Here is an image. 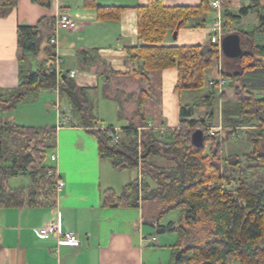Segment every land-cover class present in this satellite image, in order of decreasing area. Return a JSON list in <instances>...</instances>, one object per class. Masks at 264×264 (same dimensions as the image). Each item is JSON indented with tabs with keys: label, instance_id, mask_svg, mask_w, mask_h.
I'll use <instances>...</instances> for the list:
<instances>
[{
	"label": "trees",
	"instance_id": "trees-1",
	"mask_svg": "<svg viewBox=\"0 0 264 264\" xmlns=\"http://www.w3.org/2000/svg\"><path fill=\"white\" fill-rule=\"evenodd\" d=\"M212 1L201 0L199 6L168 7L164 0H149L146 6L138 8L140 43L127 47L125 62L131 68L128 74L149 87L141 94V116L144 117L143 103L151 90L148 77L151 71L177 69L179 91L200 89L205 85L207 72L218 59V46L211 41L199 45H168L166 41L177 30L206 27L203 18L211 11ZM18 2L0 0V15L7 16ZM223 8L225 35L230 34L234 23L251 9L243 7L238 13L234 12L230 0H224ZM258 12L259 25L256 31L247 34L251 37L250 50H244L238 59H230L231 65L237 64L240 70L229 76L244 80L241 88L235 87L239 107L223 112L224 142L238 138L235 136L244 131L243 138L254 147L252 153L221 157L223 149L218 135H210L206 121L193 119L192 107L184 105L178 129L162 132L147 125H131L118 132L120 141L113 143L117 132L112 126L97 128L95 104L89 91L69 77L61 78L58 85L53 61L56 51L50 38L45 37L41 24L18 26L20 84L14 89H0V112L15 109L43 89L58 87L60 96L71 104L75 117L97 137L101 158L111 159L117 170L141 172L122 194L106 191L104 202L110 207H147L150 217L145 219L156 225L159 232H176L178 243L171 264H234L238 260L239 264H264V83L257 88L249 82L252 78L264 81V42L255 40L257 35H264V14ZM118 13L112 9L99 10L101 18L117 17ZM45 40L48 41L45 56L38 59ZM79 57L83 66L97 64V73L106 78L127 74L109 69L97 51H81ZM247 75L252 78L246 83ZM214 97L211 93L206 100ZM72 122L71 118L67 124ZM198 129L205 134L201 148L192 142ZM207 142H211L209 152L205 151ZM55 144L54 126L0 124V208L53 204L58 177L55 167L47 164V154L53 151ZM243 156L252 162L254 175L259 174L261 178L257 183L246 181L248 187H242L236 196L230 197L226 184L238 180L227 168H239ZM158 160L172 165H160ZM17 177L28 178L29 186L11 187L10 180ZM174 210L180 211L178 220L161 225L163 218ZM195 230H198L197 235ZM179 252L181 256L177 259Z\"/></svg>",
	"mask_w": 264,
	"mask_h": 264
},
{
	"label": "crops",
	"instance_id": "crops-1",
	"mask_svg": "<svg viewBox=\"0 0 264 264\" xmlns=\"http://www.w3.org/2000/svg\"><path fill=\"white\" fill-rule=\"evenodd\" d=\"M220 1L222 2L220 10L212 7L211 11L204 15L206 27L181 29L177 37L180 42H175L177 39L172 41L170 39L172 36H169L166 43L199 45L208 42L206 36H212V28L219 13L224 23V0ZM148 2L149 0H40L38 2L19 0L17 7L7 16L0 15V89L10 90L20 84L18 26L41 24L46 38L58 39V45H53L60 58V63L56 67L58 78L69 77L76 81L78 86L89 91L95 104L96 117L98 109H113L125 123L123 125H126L120 127L109 124L118 129V132L131 125H147L162 132L178 129L183 104L181 92L177 90L179 76L177 69L156 70L149 73L151 90L143 103V117L139 114V104L141 94L148 91L149 87L128 74L131 68L125 62L127 47H136L140 43L138 8L146 6ZM164 2L168 7L201 4V0H164ZM230 2L232 9L237 13L243 7L251 8L249 13L241 16L230 30V34L240 35L243 51L250 50L251 37L247 34L256 31L260 15L258 10L264 14V0H230ZM100 9L117 10L119 15L101 18ZM59 12L67 13L78 24L77 29L58 31L55 18ZM223 33L225 35L224 28ZM262 35H257L255 40L264 42ZM47 44L48 41L45 40L38 59L44 58ZM81 51H97L109 69L127 74L108 76V78L100 75L97 73V64L90 67L83 66L79 57ZM73 72H75L74 77L71 76ZM130 83H134L138 90L128 93L127 86ZM41 93L47 94L45 90ZM57 93V109H60L64 117H69L68 121L71 118L73 120L70 124L66 121L63 125H59L57 113V122L54 125L56 144L52 154H56L57 160L51 161V165L55 167L58 179H62L66 184L62 190L56 188L52 205L0 208V264H171L174 247L178 243V234L160 232L172 233V236L162 241L158 237L157 226L146 220L150 214L148 208L142 205L140 207L105 205L106 191L114 190L120 195L136 178L124 184L120 192L114 189L109 178H107L108 186L105 185L107 182H105L104 162H110L117 171L113 161L101 158L97 137L83 126L72 109L63 111L62 103L67 99L61 97L59 91ZM103 104L104 108L101 107ZM193 115L192 107V118L195 119ZM4 122H14V119L0 120V124ZM96 125L97 128L102 129L108 127L106 124H101L99 118ZM138 176H141V172ZM17 178L23 180L20 186H12L10 180L11 187L29 186L28 178ZM17 178L15 179L18 180ZM56 217H59L64 231L78 235L81 242L79 247L59 246L56 238L40 235L39 230ZM171 222H174V219L168 223L162 220L160 224L165 226ZM173 233L176 238L173 237Z\"/></svg>",
	"mask_w": 264,
	"mask_h": 264
},
{
	"label": "rangeland",
	"instance_id": "rangeland-1",
	"mask_svg": "<svg viewBox=\"0 0 264 264\" xmlns=\"http://www.w3.org/2000/svg\"><path fill=\"white\" fill-rule=\"evenodd\" d=\"M252 18L250 17V20ZM170 38L172 41L175 40L174 36L171 35ZM207 41L209 42L211 39V35L206 36ZM180 42V40H175V42ZM218 53V59L214 61L213 67L207 72L206 76V83L205 85L200 89H192V90H181V101L184 106H191L194 108V115L193 117L196 120H205L206 126L210 129H212L215 132V135H218L219 145L220 148L223 149V153L221 157H224L227 154H244V153H252L254 147L249 144L244 138V131L239 132L238 135L235 137L238 138H232L228 141L224 142L225 136H226V128L224 125V117L223 112L225 109H231L236 110L238 109L239 105L237 102V98L235 95L236 88H241L244 84V80H234L231 76L236 70H240V67L237 66V64L231 65L230 59L224 58ZM219 61L223 63V67L226 73L227 78V85L223 88V90H219L218 87H211L209 85V81L211 79H217L219 77L218 74V65ZM248 79L246 80V83L252 78L251 76H248ZM253 80V81H252ZM249 82L252 83V85L256 86L257 88L264 83L262 79L259 78H252ZM127 92L130 93L131 91H137V87L134 83H130L127 86ZM47 92V94L41 93L39 91L36 96L27 99L25 102H22L19 104L15 109L10 110L9 112H0V120L7 121L10 118L14 122L23 126H29V127H37V128H44V127H52L55 125V122H57V104H58V97H57V90H50V89H43ZM214 93V98H207L206 97ZM104 108L103 106H101ZM108 108V106H106ZM62 109L63 111H68V109L71 108V104L68 102V100L63 101L62 103ZM97 118L100 119L101 124H106V126L109 124H115L120 127L126 126L123 120L120 119L118 116V113L116 114L113 109H98L97 110ZM249 129V128H246ZM243 133V134H242ZM222 145V146H221ZM33 147V144H32ZM211 147V142L206 143V149L205 151L209 152ZM51 154L52 151H48V158H47V164H51ZM222 159V158H221ZM223 160V159H222ZM158 163L160 165H166L170 166L172 163L169 162H163L159 161ZM252 164L251 161H248L247 157H242V164L239 168H233L229 167L228 172L231 173L238 181L235 183H228L227 189L228 193H230L231 196H236L238 191L242 187H248V183L245 182L248 181L250 183H257L259 181V178H261L259 174L254 175V167L251 170L250 166ZM104 170H105V185L108 186V179L112 182V185L114 186V189L120 192L122 186L129 182V180H133L134 178H137L139 173L136 169H128L124 171L120 170H114L110 162H104ZM225 170V168H224ZM108 176V177H107ZM15 178L11 179L12 186H20L21 178ZM28 181V179H27ZM27 183V182H26ZM243 183V184H242ZM111 185V186H112ZM180 211L174 210L169 212L163 220H165L166 223L168 221H171L172 219L177 220L179 217ZM196 235L198 234V230H195L194 232ZM167 235V236H166ZM172 236V233H160L158 234V237L162 239V241H165L166 237ZM173 237L176 238L175 233H173ZM198 264V263H194ZM234 264H239V260L235 262Z\"/></svg>",
	"mask_w": 264,
	"mask_h": 264
},
{
	"label": "built area",
	"instance_id": "built-area-1",
	"mask_svg": "<svg viewBox=\"0 0 264 264\" xmlns=\"http://www.w3.org/2000/svg\"><path fill=\"white\" fill-rule=\"evenodd\" d=\"M211 5L213 8L220 10L222 7V2L220 0H213ZM55 19H56V28L58 31H60V30H75L78 27V24L67 13H60L59 12ZM212 32H213V34H212L211 39H210L211 44L218 46L219 54L221 55V56H219V58H221L223 56L222 49H221V41H222V38L224 36V33H223V21H222V17H221L220 13H219V16L215 22L214 27L212 28ZM50 42L54 46L58 45L57 37H52L50 39ZM53 61L57 67L60 63V58H59V55L57 53H56V56L53 58ZM224 71L225 70L223 67V63L221 61H219V65H218L219 77L217 79H211L209 81V85L214 86V87L215 86L218 87L220 91L223 90V88L227 85V78L225 76ZM71 76L74 77L75 72L71 73ZM60 81H61V79L59 78L58 85L60 84ZM56 90L58 91V87ZM57 113H58V119H59L58 124L59 125H63L64 123H66V121L68 122L69 117H67V116L64 117V115L61 113L59 108H58ZM115 131L117 133H116L115 137L113 138L112 142L118 143L120 141V137L118 135V129H115ZM208 133L210 135H215V132L211 128L208 129ZM51 160L52 161L57 160L56 154L51 155ZM65 184L66 183L62 179H58L56 188L58 190H62L63 187L65 186ZM39 233L43 237H54V238H56L59 246L79 247L81 245V242H80L77 234H75L73 232H66L62 229L59 217L54 218L48 224H46L44 227H42L39 230Z\"/></svg>",
	"mask_w": 264,
	"mask_h": 264
},
{
	"label": "water",
	"instance_id": "water-1",
	"mask_svg": "<svg viewBox=\"0 0 264 264\" xmlns=\"http://www.w3.org/2000/svg\"><path fill=\"white\" fill-rule=\"evenodd\" d=\"M178 30L174 33V38L178 37ZM221 49L223 56L225 55L229 59H238L243 55V48L241 44V37L237 33L224 35L221 41ZM65 77V75H64ZM205 134L202 129H198L192 136L193 145L201 148L204 145ZM181 256V252L178 253L177 259Z\"/></svg>",
	"mask_w": 264,
	"mask_h": 264
}]
</instances>
